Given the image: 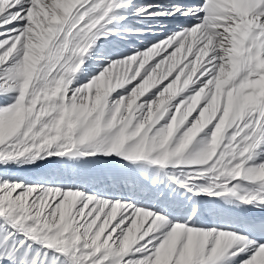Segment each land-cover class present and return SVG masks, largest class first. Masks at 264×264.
I'll return each instance as SVG.
<instances>
[{"label":"snow or ice","instance_id":"1","mask_svg":"<svg viewBox=\"0 0 264 264\" xmlns=\"http://www.w3.org/2000/svg\"><path fill=\"white\" fill-rule=\"evenodd\" d=\"M261 157L264 0H0V264H264Z\"/></svg>","mask_w":264,"mask_h":264},{"label":"bare ground","instance_id":"2","mask_svg":"<svg viewBox=\"0 0 264 264\" xmlns=\"http://www.w3.org/2000/svg\"><path fill=\"white\" fill-rule=\"evenodd\" d=\"M156 0H138V4H147V3H155ZM160 3L167 4L169 0H159ZM172 2H178V0H172ZM182 2H187V0H182ZM140 19L138 17H130L129 23L136 24V21ZM169 27H174L176 23L187 22L186 18L181 17L179 20L175 18H165ZM152 21H149L151 23ZM137 46H139V42H137ZM122 48H126L127 45L121 44ZM264 159V157H261ZM241 188L240 191L244 192L247 190H254L257 185H249L244 181H240ZM172 188H176L175 185ZM174 196V206L172 207V214L179 219H184L187 216L191 215L193 211H195L199 217V220L207 223L214 224L218 223L221 220L230 219L233 212L236 210L229 205L224 198H214L207 195H200L193 197L191 193H186L184 189H176L173 192ZM142 202L144 203H155L152 200L150 195L144 196L142 198ZM159 205H157L158 207ZM37 249H39V245H34ZM49 258H52V253L50 252ZM44 264H49V261H44Z\"/></svg>","mask_w":264,"mask_h":264},{"label":"rangeland","instance_id":"3","mask_svg":"<svg viewBox=\"0 0 264 264\" xmlns=\"http://www.w3.org/2000/svg\"><path fill=\"white\" fill-rule=\"evenodd\" d=\"M41 256H43V253L41 252ZM49 256H50V252H49Z\"/></svg>","mask_w":264,"mask_h":264}]
</instances>
